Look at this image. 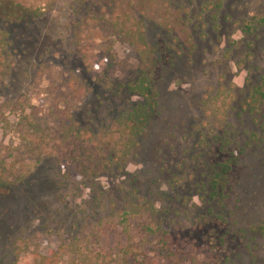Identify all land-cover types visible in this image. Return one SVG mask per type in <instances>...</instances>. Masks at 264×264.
<instances>
[{
    "label": "rangeland",
    "instance_id": "1",
    "mask_svg": "<svg viewBox=\"0 0 264 264\" xmlns=\"http://www.w3.org/2000/svg\"><path fill=\"white\" fill-rule=\"evenodd\" d=\"M4 9L22 19L0 24L13 62L10 75L0 76V264H34L39 248L55 253L58 264H89L97 253L117 264L129 246L139 258L148 255L147 264L206 257L264 264V104L254 113L245 106L264 76V27L243 31L264 13V0H224L217 19L207 0H0V18ZM117 15L121 23L129 16L133 31L145 26L157 113L119 170L68 178L71 166L52 150L55 122L69 111L99 130L138 100L107 85L125 81L144 61L142 48L115 28ZM216 94L215 106L203 103ZM35 126L49 134V147L32 143L26 130ZM224 128L231 149L251 132L258 138L219 200L210 197L207 172ZM129 198L156 205L170 245L147 236L143 220L124 221ZM221 212L224 229L214 222ZM214 227L226 234L216 257L205 246Z\"/></svg>",
    "mask_w": 264,
    "mask_h": 264
},
{
    "label": "trees",
    "instance_id": "2",
    "mask_svg": "<svg viewBox=\"0 0 264 264\" xmlns=\"http://www.w3.org/2000/svg\"><path fill=\"white\" fill-rule=\"evenodd\" d=\"M224 0H207V5L213 7L215 10V19L218 18L220 9L223 7ZM22 17L18 13H11L4 9L3 16L0 18V24L2 21L6 25L11 22L21 21ZM120 16L115 18V28L120 29L129 37H132L136 45L140 46L141 54L144 56L143 64L134 69L131 75L123 82H119L113 85L107 84L116 93L129 94L133 97H137L138 100L131 102L122 107L118 113L115 121L110 125H104L99 130H95L92 127H83L78 123L74 116L68 111L67 115L60 118L55 122L56 129L54 131V138L51 141L58 139L59 141L53 146L52 150L57 153V156L65 165H70V169L66 176L72 177L75 173H78L84 179H91L100 176L104 173H111L113 170H119L121 166H124L126 159L128 158L131 149L134 147L137 138L142 134L144 129L150 124L155 117L159 105V92L155 86L154 80L147 66V55L150 51L147 48V40L145 39L144 32L145 26L143 22L136 26V30L127 26L130 22L129 16L123 17L124 22H119ZM264 27V13L257 15L252 22H248L243 28L245 34L254 33L259 28ZM9 32L0 25V76L6 78L11 73L13 62L10 60L12 55L8 53ZM115 86V87H113ZM218 94L215 96H208L203 101L204 104L216 105ZM264 104V76L260 84L256 85L250 90V93L246 99V109L254 113L261 108ZM11 105V104H10ZM9 104H4L8 107ZM15 110L16 106H11ZM212 107V106H211ZM213 108V107H212ZM217 109V108H216ZM10 110H12L10 108ZM1 111V109H0ZM22 111L20 114L23 121V125H28L31 121L28 115ZM24 114V115H23ZM29 120V121H28ZM22 124V123H20ZM18 124V126H20ZM220 127V126H219ZM28 134L32 135V143L39 141V145H50L48 136L45 134V130L35 126L33 130H26ZM31 131V132H29ZM21 132V131H20ZM258 133L251 132L249 141L244 145L231 149L232 140L230 138V132L227 129H223L221 134H218L214 140L219 149L210 153V160L208 164V186L210 197L218 198L222 200L226 197L227 185L230 182L235 168L241 158L242 153L247 147H250L254 141L258 138ZM23 138H26V134H23ZM33 151V147L30 148ZM36 149V148H35ZM39 149H36V151ZM40 151V150H39ZM41 152V151H40ZM42 153V152H41ZM68 165V166H69ZM207 184L204 185V188ZM224 204L223 201H220ZM126 212L124 215V221L130 223L131 218H139L144 221L143 227L147 236L164 237V248L170 245L171 235L169 231L164 227V219L157 214L158 209L152 201L138 202L133 198L127 199L125 204ZM211 213L213 210L211 209ZM216 219L214 222L220 227L225 228V224L229 227L227 218L223 212L215 214ZM218 220V222H217ZM205 238V246L210 247L211 253L214 257L218 255L219 247L224 244V238L226 234H220L217 232V228H212ZM147 238V237H146ZM219 238V239H218ZM146 240V239H145ZM73 246H76L74 243ZM64 244L60 245V249H64ZM122 251V250H121ZM170 247L169 253H172ZM182 250L179 249L178 252ZM129 253L131 254L129 256ZM34 264H58L59 258L54 254H49L48 251L37 250ZM89 256V255H88ZM105 254H92V257L96 261L91 260L89 264H106L103 259H106ZM148 255L144 258L134 252V248L131 246L126 247V251L123 253L122 261L117 264H147L146 260ZM20 258V257H19ZM103 260V261H101ZM195 264V263H194ZM199 264V263H197ZM201 264H216L206 257ZM225 264H228L227 262Z\"/></svg>",
    "mask_w": 264,
    "mask_h": 264
}]
</instances>
